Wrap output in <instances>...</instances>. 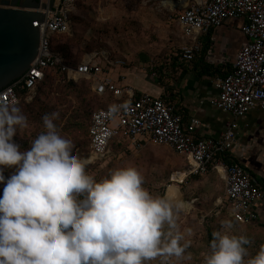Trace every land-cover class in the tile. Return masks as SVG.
<instances>
[{
	"label": "clouds",
	"instance_id": "9594fccd",
	"mask_svg": "<svg viewBox=\"0 0 264 264\" xmlns=\"http://www.w3.org/2000/svg\"><path fill=\"white\" fill-rule=\"evenodd\" d=\"M45 114L31 146L14 137L28 120L15 104L0 102V264H145L161 253L162 228L188 207L178 193L153 196L134 166L101 180L73 150L74 140ZM6 168L14 169L7 178ZM225 229L230 220L221 222ZM163 251L180 256L182 234ZM205 264H245L250 241L226 230L212 233ZM247 264H264V246Z\"/></svg>",
	"mask_w": 264,
	"mask_h": 264
},
{
	"label": "built area",
	"instance_id": "2783aa9c",
	"mask_svg": "<svg viewBox=\"0 0 264 264\" xmlns=\"http://www.w3.org/2000/svg\"><path fill=\"white\" fill-rule=\"evenodd\" d=\"M38 1L46 9L40 10L45 12L39 26L37 56L20 79L0 90V102L17 105V88L25 91L26 101H31L39 83L50 73L64 74L72 81L86 79L95 95L110 94L115 100L112 107L91 114L88 138L92 157L105 159L112 144L122 141L136 149L145 144L166 147L188 161L185 177L204 176L211 168L221 175L229 217L238 223L253 224L257 219L253 208L264 202V191L254 176L228 156L235 144L237 124L229 125L217 139L197 138V119L185 124L183 115L163 99L146 93L136 97L130 86H118L109 71L127 69L125 61L93 53L83 57L77 66L66 65L51 50V37L71 33V14L79 0ZM230 19L243 20L240 31L246 44L237 52L232 70L214 79L218 95L210 104L234 119L252 111L260 112L264 119V0H187L176 18L182 37L188 41L182 47L181 59L192 62L201 53L202 37ZM118 78L121 83L125 76Z\"/></svg>",
	"mask_w": 264,
	"mask_h": 264
},
{
	"label": "rangeland",
	"instance_id": "374dc122",
	"mask_svg": "<svg viewBox=\"0 0 264 264\" xmlns=\"http://www.w3.org/2000/svg\"><path fill=\"white\" fill-rule=\"evenodd\" d=\"M179 1L79 0L76 11L71 14V33L68 37L57 39L55 44L57 47L64 44L69 46L70 55H75L77 59L93 53H106L113 60L124 59L131 67H146L150 60L168 59L175 52L180 42L176 16L182 8L173 3ZM50 78L49 85L43 87L44 93L37 95L36 101L26 109L24 115L27 117L28 127H18L16 141L25 142L30 147L32 140L45 131L42 117L56 112L59 114L55 119L56 125L62 134L74 140L73 150L79 157L89 161L86 172L96 180L105 178L113 169L134 166L144 178L143 186L153 196L166 197L178 193L174 186H169L168 176L175 169L174 161L181 157L166 147H159L158 152H142L144 148H135L131 152L127 150L131 144L125 142L124 146L105 159L92 157L86 148L85 130L91 113L102 109L105 97L92 94L89 90L90 82L86 80L76 82L75 92L69 93L67 84L60 76ZM80 91H83V95L79 96ZM62 92L67 96L66 100L61 101ZM173 178L180 181L182 175H173ZM201 185L203 184L198 186L199 190L194 188L192 191L187 189L190 187L185 183L179 187L181 199L190 205L175 215L174 227L167 222L164 224L160 245L162 251L156 257L146 260L145 264H205V258L210 253L203 223L207 218L218 217L227 210L225 206L217 212L214 210L213 204L216 197L221 196L220 190L216 194L217 190L206 191ZM192 194L196 201L191 200ZM220 230L249 239L250 243L245 245L248 250L244 258L245 264L264 246V227H243L231 221L230 228L222 226ZM169 233L172 236L182 234L179 243L181 246L187 245L182 255L176 256L163 251L164 245L171 239Z\"/></svg>",
	"mask_w": 264,
	"mask_h": 264
},
{
	"label": "crops",
	"instance_id": "0c3cea01",
	"mask_svg": "<svg viewBox=\"0 0 264 264\" xmlns=\"http://www.w3.org/2000/svg\"><path fill=\"white\" fill-rule=\"evenodd\" d=\"M242 24V19H230L220 27L211 29L207 35L202 37L201 53L192 62H185L181 59L182 47L188 41L179 33L180 42L168 59L150 60L146 67L142 65L131 67L130 63L126 62L127 69H113L109 71V74L116 82H119L118 86H130L136 97L141 93H146L163 99L174 108L175 112L183 115L185 124L192 118L200 121L195 133L197 138L217 139L229 125L235 122L237 124L236 140L228 156L254 176L264 191V119L261 113L252 111L242 118L234 119L231 114L216 109L210 104V101L218 95L214 87V79L232 70L237 52L246 44V39L240 31ZM119 60L124 61V59ZM143 68L145 70H142ZM119 75L125 76L121 83ZM125 142L127 141L119 144L113 143L109 155L124 146ZM159 147L161 146L145 144L140 150L144 148L142 152H158ZM134 149L132 145L127 147V150L131 152H134ZM174 162L175 169L169 174L168 183L169 186L176 188L180 199L179 187L182 184L185 183L190 187L187 189L192 191L194 188L199 190L198 186L201 183L206 191L207 189L217 190L216 194L219 190L221 192V196H217L214 201V210L217 212L222 206L226 208L221 175L211 168L204 176L185 177L189 168L188 161L181 157ZM173 175H182V179L177 181ZM192 195L191 200L196 201L195 195ZM192 207L195 206L192 205ZM253 210L257 216L256 221L253 224L240 226L264 227V202L256 203Z\"/></svg>",
	"mask_w": 264,
	"mask_h": 264
},
{
	"label": "water",
	"instance_id": "95a60500",
	"mask_svg": "<svg viewBox=\"0 0 264 264\" xmlns=\"http://www.w3.org/2000/svg\"><path fill=\"white\" fill-rule=\"evenodd\" d=\"M44 9L38 0H0V90L20 79L36 58Z\"/></svg>",
	"mask_w": 264,
	"mask_h": 264
},
{
	"label": "trees",
	"instance_id": "16d2710c",
	"mask_svg": "<svg viewBox=\"0 0 264 264\" xmlns=\"http://www.w3.org/2000/svg\"><path fill=\"white\" fill-rule=\"evenodd\" d=\"M64 37H68V36L67 35H53L51 37V50L53 51V53L59 55L63 59V62L66 65L77 66L78 64L81 63L83 57L82 58L79 57L77 59V58H75V55H70L69 46H67L66 44H64L63 46L61 45L60 47H57V45L55 44L57 39H59V38L63 39ZM55 75L60 76L62 78L63 82L65 84H67V87L69 88V91H70L69 93H72V91H73V93L75 92V90L77 88L76 84H75L76 82L81 81V80H86V79H80L78 81H72V80H67L64 74H61V73H53L52 74V73H50L39 83L31 101H26L25 91L21 90L20 88H17L16 92L20 97V101L16 106H18L21 109L23 114L26 113L25 111L28 107H31L32 102L36 101L37 95L40 96L44 93L43 87L49 85V83H50L49 81L51 79L50 76H55ZM86 81H88V80H86ZM88 82H90V81H88ZM89 90H91V82H90V89ZM92 94H94V93L92 92ZM61 95H62L61 101L66 100L65 97L67 95H64L63 92ZM80 95H83V91L79 92V96ZM95 96H97V95H95ZM104 100H105V103L101 106L102 108H110L115 104V100L113 99L112 95H110V94H106V97ZM90 117H91V115H90ZM89 121H90V119H89ZM88 126H89V123H88ZM88 126H87L85 131H86V138H87L86 148L89 152ZM16 138L17 137H14L15 141H16ZM16 142L18 144H20L21 150H25V149L29 148V145L25 142L24 143H22L21 141H19V142L16 141ZM13 171H14V169L6 168L4 170L5 177L7 178L8 176H10ZM3 186H4L3 184H0V193L3 191ZM228 218L233 223H236L239 225H244V224L238 223V222L234 221L232 218H230L227 212H223L220 216L215 217V218H213V217L207 218L204 221L203 228H204V232H205L206 239H207V247H208L209 253H211L210 244H211V241L213 239L212 233L216 230H220V228L223 226L221 222L224 220H228Z\"/></svg>",
	"mask_w": 264,
	"mask_h": 264
},
{
	"label": "bare ground",
	"instance_id": "6f19581e",
	"mask_svg": "<svg viewBox=\"0 0 264 264\" xmlns=\"http://www.w3.org/2000/svg\"><path fill=\"white\" fill-rule=\"evenodd\" d=\"M186 3H187V0H180L179 2H176L173 4L176 5L177 7L179 6L182 8V7H185Z\"/></svg>",
	"mask_w": 264,
	"mask_h": 264
}]
</instances>
